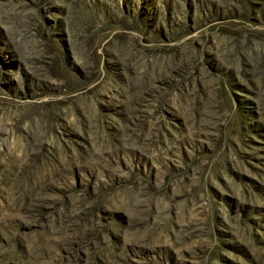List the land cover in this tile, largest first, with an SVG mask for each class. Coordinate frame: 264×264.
Returning <instances> with one entry per match:
<instances>
[{"label":"rangeland","instance_id":"obj_1","mask_svg":"<svg viewBox=\"0 0 264 264\" xmlns=\"http://www.w3.org/2000/svg\"><path fill=\"white\" fill-rule=\"evenodd\" d=\"M0 264H264V0H0Z\"/></svg>","mask_w":264,"mask_h":264}]
</instances>
